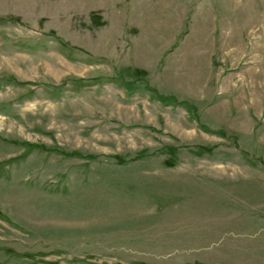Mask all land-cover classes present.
<instances>
[{
  "label": "rangeland",
  "instance_id": "rangeland-1",
  "mask_svg": "<svg viewBox=\"0 0 264 264\" xmlns=\"http://www.w3.org/2000/svg\"><path fill=\"white\" fill-rule=\"evenodd\" d=\"M0 264H264V0H0Z\"/></svg>",
  "mask_w": 264,
  "mask_h": 264
},
{
  "label": "trees",
  "instance_id": "trees-1",
  "mask_svg": "<svg viewBox=\"0 0 264 264\" xmlns=\"http://www.w3.org/2000/svg\"><path fill=\"white\" fill-rule=\"evenodd\" d=\"M163 99H164V101L167 99L166 97H162ZM174 102H175V100H174Z\"/></svg>",
  "mask_w": 264,
  "mask_h": 264
}]
</instances>
